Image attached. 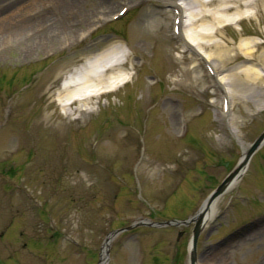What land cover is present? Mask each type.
Here are the masks:
<instances>
[{"label":"rangeland","instance_id":"obj_1","mask_svg":"<svg viewBox=\"0 0 264 264\" xmlns=\"http://www.w3.org/2000/svg\"><path fill=\"white\" fill-rule=\"evenodd\" d=\"M166 1L0 4V264H100L110 232L192 217L264 131V89L237 81L246 94L227 103L216 82L249 64L240 55L213 75L176 35ZM220 36L231 48L262 43L264 27L252 18ZM111 45L127 53L117 70L128 82L66 116L55 102L62 81ZM191 230L177 244L175 227L135 228L111 241L103 264H188ZM197 260L264 264V146L218 201Z\"/></svg>","mask_w":264,"mask_h":264},{"label":"bare ground","instance_id":"obj_2","mask_svg":"<svg viewBox=\"0 0 264 264\" xmlns=\"http://www.w3.org/2000/svg\"><path fill=\"white\" fill-rule=\"evenodd\" d=\"M11 1L0 0V4L4 5ZM166 2L176 11V35L180 39L182 37L183 41L182 34H184L186 40H184V45L202 53V58L208 64L213 75L219 74L228 65L235 63L240 55L243 57V63L249 64V66L244 65L237 70L234 69L224 78L216 80L226 89L224 98L227 103L246 94L234 89L233 85L237 81L264 89V75L262 76L264 72L251 66L252 63L257 64L264 70V51L262 49L264 42L257 43L254 39H241L231 48L229 43L220 36L225 27H240L244 21H250L252 18L258 20L259 27H264V0H183L178 5L176 0H167ZM125 5L119 4V8ZM60 10L61 7H58L56 11L60 13ZM112 13L113 10H108L102 14L110 15ZM139 32L140 36L144 37L145 34L141 29ZM166 42L165 40L163 45L167 47ZM126 58L127 53L124 49L111 45L74 68L62 81L55 98L61 111L66 116L89 111L91 100L111 93L126 84L129 74L117 70V67L124 65ZM180 64L182 67L178 73L181 81H188L190 70L186 68L187 62L184 58ZM111 70H116V72L108 74ZM75 104L77 106L71 110ZM261 107L263 108L264 104ZM214 215L215 213H212L211 210L207 214L208 221H211ZM106 250L107 246H104L103 259L100 264L105 261Z\"/></svg>","mask_w":264,"mask_h":264},{"label":"water","instance_id":"obj_3","mask_svg":"<svg viewBox=\"0 0 264 264\" xmlns=\"http://www.w3.org/2000/svg\"><path fill=\"white\" fill-rule=\"evenodd\" d=\"M264 146V132L249 146L244 156L238 162L236 167L227 175V177L222 181V183L207 197L203 203L200 210L195 216L188 219L187 221L177 222H163V223H151V222H139L135 223L127 229H122L119 231H114L108 235L106 238L105 244H108L113 240L117 235L132 230L134 227L146 226L151 228H164L169 226H189L193 225L192 236L188 246V257L189 264H197V242L203 232L204 228L208 223L207 214L214 209L217 201L224 196L236 183L241 179L244 172L247 169L251 157L262 147ZM182 234L180 233L177 237V241L181 238Z\"/></svg>","mask_w":264,"mask_h":264},{"label":"flooded vegetation","instance_id":"obj_4","mask_svg":"<svg viewBox=\"0 0 264 264\" xmlns=\"http://www.w3.org/2000/svg\"><path fill=\"white\" fill-rule=\"evenodd\" d=\"M181 218V217H180ZM179 218V219H180ZM181 219H183V218H181ZM188 228H192V227H188ZM188 228H180V229H182L181 231L183 232V236H185V234H186V231H185V229H188Z\"/></svg>","mask_w":264,"mask_h":264}]
</instances>
